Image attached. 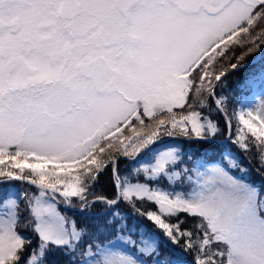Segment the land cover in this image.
<instances>
[{
	"label": "snow or ice",
	"instance_id": "snow-or-ice-1",
	"mask_svg": "<svg viewBox=\"0 0 264 264\" xmlns=\"http://www.w3.org/2000/svg\"><path fill=\"white\" fill-rule=\"evenodd\" d=\"M257 41L264 0H0V264H264Z\"/></svg>",
	"mask_w": 264,
	"mask_h": 264
},
{
	"label": "rangeland",
	"instance_id": "rangeland-1",
	"mask_svg": "<svg viewBox=\"0 0 264 264\" xmlns=\"http://www.w3.org/2000/svg\"><path fill=\"white\" fill-rule=\"evenodd\" d=\"M261 41H257V44L256 45H253L252 47L254 48V50H255V52H254V54L252 53V56H250L251 58H255V60L251 63L250 62V67L249 68H246L245 69V72H244V74L243 75H240L239 77H238V79H237V82L240 80V79H242V78H244V76H245V74L247 73V72H249L252 68H256V67H259V65L261 64V63H264V45H263V43H262V48H260L261 47ZM260 44V45H259ZM257 47V48H256ZM258 49V50H257ZM248 52V46H246V48L245 49H242L238 54H239V56H241L242 55V53H247ZM237 53V52H236ZM249 55V54H248ZM233 63H235V60H234V62ZM228 85V87L227 88H232L233 86H234V84H227ZM256 103H259V98L256 100ZM256 103H254L253 104V107H255L256 106ZM236 107V105L234 104L232 107H231V109H233V108H235ZM174 112H176V115H177V119H179V116L181 115V112H180V109H174ZM186 114V113H185ZM160 118H165V119H167L168 118V114L167 113H165L164 115H163V117L162 116H160V115H158L157 117H156V120H159ZM149 123H152L153 125H154V121H149L147 118H145V125H148ZM135 127L137 128V131H141V132H143V131H145V132H149V131H154L155 130V127H153V128H151V129H149V128H147V127H145L143 130H141L140 129V127H139V123L137 122L136 123V125H135ZM190 127V126H189ZM133 133L131 132V131H129V130H125L124 132H123V135L124 136H129V135H132ZM117 143H119V139H117V141H116ZM195 147V145H193V148ZM250 179H252V180H254V181H256V180H258V181H261V177H260V175L257 173V171H255L254 173L253 172H250ZM26 186V187H25ZM17 187H20V185H17ZM25 189H27V185H24L23 186ZM97 194H101V193H97ZM105 194H107V193H105ZM108 195V194H107ZM109 196H111V195H109ZM23 207V205L21 204V208ZM99 205H97V206H95V209L94 210H98L99 209ZM64 209H63V206H61V211H63ZM4 211V209H3V207L2 206H0V213H2ZM67 215H69V216H73L74 214L72 213V212H68L67 213ZM76 215H79L78 213H76L75 214V218H76ZM80 216V215H79ZM78 216V217H79ZM77 219V218H76ZM78 220V219H77ZM78 221H80V220H78ZM22 232H23V226H21V229H20ZM29 232L31 233V231L29 230ZM32 234V233H31ZM27 235H28V230H27Z\"/></svg>",
	"mask_w": 264,
	"mask_h": 264
},
{
	"label": "trees",
	"instance_id": "trees-1",
	"mask_svg": "<svg viewBox=\"0 0 264 264\" xmlns=\"http://www.w3.org/2000/svg\"><path fill=\"white\" fill-rule=\"evenodd\" d=\"M263 43V45H264V42H262ZM262 43H261V47L260 48H262ZM260 45V44H259ZM246 48V46L245 47H243V48H240V47H237L236 48V51H235V56H237V57H241V56H239V52L242 50V49H245ZM257 48V47H256ZM237 52V53H236ZM254 52H255V50H254ZM254 52H253V54H254ZM230 55H231V53H230ZM250 56H252V54H249V55H246V56H244V62L245 61H247V60H249V59H251V57ZM232 62H234V60L232 61ZM237 61H235V63H236ZM224 67L226 68L227 67V64L225 63V65H224ZM246 69V68H245ZM245 69H242V70H239V71H232L231 72V74L230 75H228L227 76V79H226V81H225V83L226 84H234V86L230 89V88H227L226 89V91H227V93L231 96V95H233V94H235V95H239V92H238V90H237V79H238V77L240 76V75H243L244 74V72H245ZM223 69L222 68H220L219 66L217 67V71H222ZM243 80V78L242 79H240L239 81H242ZM217 92H218V94H219V92H220V90L218 89L217 90ZM234 105V103L233 104H230L229 105V108H230V110H232L231 109V107ZM221 126H223V121H221ZM143 132H145V131H143ZM133 135V134H132ZM196 147V146H195ZM194 147V148H195ZM255 153H256V149L255 148H253L252 149V152H251V156L253 157V159H252V162H251V164H249L248 165V167L250 168V172H255V171H257V168H258V163H257V161H256V159L254 158L255 157ZM256 183H261V181H256ZM98 189L100 190V191H98L97 193H101V192H103V193H107L108 195H112L113 194V190H112V188H111V186H110V184H108V181H107V176H104V177H102L101 178V183H100V185H98ZM79 215H76V218L78 219V220H82L83 218L81 217V216H79ZM143 223H145V224H147L148 222L147 221H143ZM149 227H151V225H148ZM181 244H183V242H181ZM194 257V253L193 254H191L189 257H188V261H189V264H191V261H192V258Z\"/></svg>",
	"mask_w": 264,
	"mask_h": 264
},
{
	"label": "water",
	"instance_id": "water-1",
	"mask_svg": "<svg viewBox=\"0 0 264 264\" xmlns=\"http://www.w3.org/2000/svg\"><path fill=\"white\" fill-rule=\"evenodd\" d=\"M254 59H251V60H249V61H247V62H245V63H250V62H252Z\"/></svg>",
	"mask_w": 264,
	"mask_h": 264
}]
</instances>
